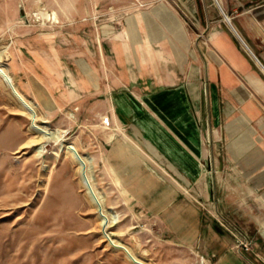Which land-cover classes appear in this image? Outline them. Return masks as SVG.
<instances>
[{"label":"rangeland","instance_id":"1","mask_svg":"<svg viewBox=\"0 0 264 264\" xmlns=\"http://www.w3.org/2000/svg\"><path fill=\"white\" fill-rule=\"evenodd\" d=\"M259 1L264 0H233L226 10L250 48L246 18L250 6ZM160 2L185 20L191 17L179 0H0V67L31 106L37 73L34 56L49 50L68 52L69 65L76 52H90L99 58L100 83L107 88L114 80L106 67L111 38L119 32L129 34L123 20L143 19ZM201 2H210L230 28L215 0ZM67 85L73 84L68 80ZM106 92H100V100ZM35 106L36 123L50 129L48 136L30 128L27 111L0 79V264H210L204 236L191 235L183 241L163 231L165 220L159 217L162 211L151 189L143 203L131 202L135 197L126 192L121 176L103 163L108 145L99 136L110 130L107 124L92 129L85 122L82 127L76 122L75 103L47 118ZM90 109L85 107L84 119ZM151 142L149 149L154 148ZM67 143L92 160L87 175L107 217L104 230L99 211L80 181L77 163L61 148ZM164 173L177 178L180 194L193 201L190 206L201 214V230L212 226L226 236L245 264H264V187L252 186L233 170L196 171V182L190 187L186 184L193 174ZM167 212L166 207L163 214ZM104 234L123 245L133 259Z\"/></svg>","mask_w":264,"mask_h":264},{"label":"crops","instance_id":"2","mask_svg":"<svg viewBox=\"0 0 264 264\" xmlns=\"http://www.w3.org/2000/svg\"><path fill=\"white\" fill-rule=\"evenodd\" d=\"M179 1L191 15L187 20L165 2L143 19L123 20L129 34L119 32L109 42L106 67L114 80L107 88L100 83L99 58L90 52H76L71 65L62 50L35 54L32 100L46 118L75 103L82 127L107 124L110 130L99 136L108 145L103 163L121 176L135 197L131 202L143 203L151 189L165 233L183 241L204 236L210 264H245L226 236L212 226L201 230L193 201L180 194L178 179L164 172L193 174L190 187L196 171L233 170L264 187V72L239 43L226 11L233 0H217L230 28L210 2ZM248 12L252 45H246L263 59L264 1ZM85 107L91 108L87 119Z\"/></svg>","mask_w":264,"mask_h":264},{"label":"bare ground","instance_id":"3","mask_svg":"<svg viewBox=\"0 0 264 264\" xmlns=\"http://www.w3.org/2000/svg\"><path fill=\"white\" fill-rule=\"evenodd\" d=\"M51 15H52V17H53V15L55 17V13H52ZM51 15H48V16L46 15V17H49V16L51 17ZM257 63L260 66L258 61H257ZM260 68L263 70V68L261 66H260ZM0 79L10 88L12 95L16 98V100L19 102V104L27 111V113H28V115L30 117V128L35 130V131H37L38 133L42 134L43 136H46L47 134H49V130H50L49 128H47L46 126H43V125L41 126L38 123H36L37 115H36V112H35L36 110H34V108H33V106L35 104L34 105L32 104V106H31L25 101V99L18 93V91L14 87L12 77L6 71H4L1 67H0ZM61 148L68 155H70V157L77 163L78 172H79V175H80V181H81L82 185L85 187V190H86L88 196L90 197V199L92 200V202L95 204L96 208L99 211L100 223H101V226H102V230H104L106 225H107V223H108L107 222V217L102 212H100L101 211V208H100L101 207V203H100L101 200L95 194V192H94V190H93V188L91 186L89 177L87 175V169H88L87 167H89V165H90V163L92 161L91 158L89 156H87V155H85L84 157L80 156L81 158H79L75 154V151H77L76 148L71 143L64 144ZM84 173L86 175L85 177H84ZM104 236L106 238H108V236L106 234H104ZM108 240L110 241L111 244H113V246L115 248H119V249H122V250L125 251V249H124L125 247L123 245H121L119 243H115L112 239L108 238ZM129 258H131V257H129ZM131 259H133V258H131ZM136 263L143 264L140 261H137Z\"/></svg>","mask_w":264,"mask_h":264},{"label":"built area","instance_id":"4","mask_svg":"<svg viewBox=\"0 0 264 264\" xmlns=\"http://www.w3.org/2000/svg\"><path fill=\"white\" fill-rule=\"evenodd\" d=\"M215 2L217 3V0H215ZM48 15V14H47ZM53 20V19H52ZM47 21H51L49 18H47ZM239 41L241 42V44L244 46V48L249 52V54L251 55V57L253 58L254 61H258L260 66L263 68L264 70V60L263 62H261L260 60L257 59V57L253 54V52L249 49V47L246 45V43L238 36Z\"/></svg>","mask_w":264,"mask_h":264},{"label":"water","instance_id":"5","mask_svg":"<svg viewBox=\"0 0 264 264\" xmlns=\"http://www.w3.org/2000/svg\"><path fill=\"white\" fill-rule=\"evenodd\" d=\"M217 4H218V2H217ZM225 17V19L227 20V22L230 24V21H229V19L226 17V16H224ZM231 25V24H230ZM232 27V26H231ZM233 30H234V28H233ZM75 154L79 157V158H81L80 157V155H79V153L77 152V151H75ZM86 175H85V173H84V177H85ZM101 212V211H100ZM125 249V248H124ZM125 251L127 252V254H128V256L129 257H131L132 258V256H131V254L125 249Z\"/></svg>","mask_w":264,"mask_h":264}]
</instances>
